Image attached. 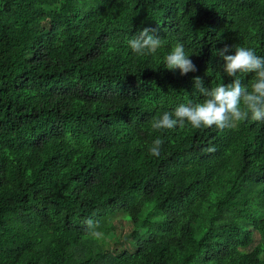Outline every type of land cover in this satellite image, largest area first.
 Segmentation results:
<instances>
[{"label": "trees", "instance_id": "16d2710c", "mask_svg": "<svg viewBox=\"0 0 264 264\" xmlns=\"http://www.w3.org/2000/svg\"><path fill=\"white\" fill-rule=\"evenodd\" d=\"M177 42L197 72L164 68ZM225 44L264 57V0H0V264H264V121L151 127L232 82ZM121 215L135 252L97 248Z\"/></svg>", "mask_w": 264, "mask_h": 264}, {"label": "clouds", "instance_id": "9594fccd", "mask_svg": "<svg viewBox=\"0 0 264 264\" xmlns=\"http://www.w3.org/2000/svg\"><path fill=\"white\" fill-rule=\"evenodd\" d=\"M158 30L143 28L127 46L137 56L154 55L162 46ZM234 49V50H233ZM234 53V54H229ZM218 57L223 61V72L231 83H221L215 87H205L201 77L193 78L194 87L204 97L201 103L180 104L173 112H164L151 121L156 131L183 129L191 126L194 129L211 128L231 129L239 123L251 119L264 121V57L257 56L251 48L228 45L217 49ZM183 43L177 42L165 57V69L179 70L182 76L198 71L190 59ZM252 75L249 84L244 79ZM163 140L156 138L149 147V154L160 157ZM88 228H93V221H86ZM94 236L99 232L91 231Z\"/></svg>", "mask_w": 264, "mask_h": 264}, {"label": "rangeland", "instance_id": "374dc122", "mask_svg": "<svg viewBox=\"0 0 264 264\" xmlns=\"http://www.w3.org/2000/svg\"><path fill=\"white\" fill-rule=\"evenodd\" d=\"M113 225L115 229L110 236L106 238L104 235L99 236V243L96 245L97 248L102 247L113 253H122L123 251L135 252L132 240L135 226H133L131 218L128 215H121L113 221ZM142 232L144 233L145 231ZM260 237V234L256 233L255 240H259Z\"/></svg>", "mask_w": 264, "mask_h": 264}]
</instances>
